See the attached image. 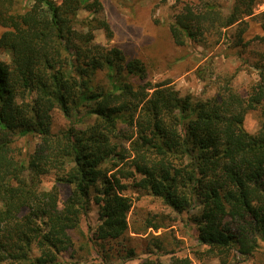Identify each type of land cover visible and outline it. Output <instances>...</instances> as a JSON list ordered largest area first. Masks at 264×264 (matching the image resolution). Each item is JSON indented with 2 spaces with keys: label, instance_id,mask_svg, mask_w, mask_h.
<instances>
[{
  "label": "trees",
  "instance_id": "16d2710c",
  "mask_svg": "<svg viewBox=\"0 0 264 264\" xmlns=\"http://www.w3.org/2000/svg\"><path fill=\"white\" fill-rule=\"evenodd\" d=\"M260 3L232 0L222 13L185 2L168 24L171 39L201 42L237 25L241 41L254 19L264 41ZM0 28V264H77L91 251L103 263L137 257L123 179L177 213L196 209L206 257L226 264L236 252L264 264L263 64L245 95L225 83L195 98L168 80L152 83L143 60L95 41L99 29L112 37L101 0H0ZM55 110L68 125L54 129ZM250 110L260 112L254 133L243 126ZM28 136L37 141L23 151L17 141ZM49 174L54 183L44 187ZM91 201L98 223L87 235L80 220ZM149 227L159 226L132 232ZM163 235L145 236L153 255L141 264H192Z\"/></svg>",
  "mask_w": 264,
  "mask_h": 264
},
{
  "label": "rangeland",
  "instance_id": "374dc122",
  "mask_svg": "<svg viewBox=\"0 0 264 264\" xmlns=\"http://www.w3.org/2000/svg\"><path fill=\"white\" fill-rule=\"evenodd\" d=\"M30 1V0H29ZM58 1V0H57ZM103 15L108 20L112 37L107 39L103 30L95 31V41L109 46H117L129 58H140L148 67V79L154 82L170 81L180 95L195 98L214 96L228 83L233 89L245 95L258 79L255 63L264 65V41L257 39L262 35L259 23L247 19V28L242 33L241 41L236 39L237 25L223 30V33H205L201 42L176 45L168 30V24L187 2L201 6L204 1L217 5L222 13H227L232 0H101ZM264 9V3L256 5L255 12ZM87 12L81 11L85 16ZM1 31V28H0ZM4 58V55H1ZM53 127L58 129L68 125L69 119L60 111L53 113ZM92 118L87 119L91 121ZM260 125V112L250 110L244 118L243 126L250 132L257 131ZM36 138L28 136L17 141L23 151H31ZM128 186L123 190L131 201L128 213L130 230L128 235L135 238L137 257L132 259L115 258L103 263L98 255L91 251L84 260L77 264H141L146 257L153 254L146 252L145 236L148 233L161 234L172 247L173 254L187 256L192 264H224L218 258L206 257L202 254L204 246L197 242V230L190 215L196 209L177 213L164 205L160 199ZM54 183L53 175L42 178L44 187ZM68 193L67 186H60L61 199ZM159 226L149 227L144 233H134L133 228L141 229L147 223ZM98 223L97 209L91 201L89 209L80 220V229L90 235L92 228ZM91 229V230H89ZM264 251V244L262 247ZM153 250V249H150ZM264 255L262 254V257ZM161 260L168 262V255H161ZM226 264H258L255 258L243 260L236 252H231Z\"/></svg>",
  "mask_w": 264,
  "mask_h": 264
}]
</instances>
